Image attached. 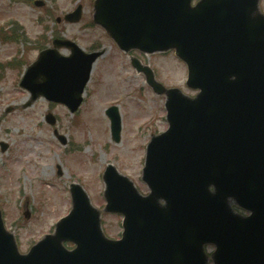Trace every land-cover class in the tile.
I'll return each instance as SVG.
<instances>
[{"label":"water","instance_id":"95a60500","mask_svg":"<svg viewBox=\"0 0 264 264\" xmlns=\"http://www.w3.org/2000/svg\"><path fill=\"white\" fill-rule=\"evenodd\" d=\"M191 1L93 3L92 22L124 53L174 49L187 65L185 83L199 90L190 98L177 88L167 89L131 58L146 84L165 97L169 124L146 147L142 181L150 194L141 196L110 163L102 175L106 206L98 210L82 185L70 184L69 215L25 256L4 230L0 214V264H35L33 258L43 254L34 252L38 248L50 249L47 264H208L204 246L209 243L216 245L214 264H264V15L259 0H199L194 6ZM81 13L78 7L64 20L77 22ZM53 45L40 52L20 85L31 93L29 104L43 96L75 112L102 52L83 53L66 40ZM62 46L71 49V56L58 53ZM106 114L112 138L119 142L117 108ZM46 120L55 122L51 115ZM231 205L251 215L241 218ZM103 212L124 216L122 239L104 236ZM178 218L189 235L177 230ZM70 240L77 249L68 252L63 242ZM87 252L97 254L86 260Z\"/></svg>","mask_w":264,"mask_h":264},{"label":"rangeland","instance_id":"374dc122","mask_svg":"<svg viewBox=\"0 0 264 264\" xmlns=\"http://www.w3.org/2000/svg\"><path fill=\"white\" fill-rule=\"evenodd\" d=\"M33 1L0 0V27L5 32L15 30L17 36L13 42L0 41V64L21 62L16 68L0 67V144L8 145L4 151L0 148V206L5 225L16 231L22 252L68 213L67 185L71 181L83 183L94 206L104 204L100 175L107 163H114L142 193L146 192V185L139 180L144 146L152 133L167 128L163 97L153 94L143 75L135 73L105 32L91 26L93 0H42L45 5L38 7ZM261 3L264 13V0ZM77 4L83 7L79 23L55 22ZM55 34L74 40L87 52L95 45L104 49L86 85L84 102L75 114L43 98L24 108L29 93L19 87L22 71L43 46L51 47ZM59 51L69 53L65 48ZM134 54L151 64L160 83L194 95L184 83L186 67L173 53L149 58ZM109 106L119 109L120 143L111 140L110 120L105 115ZM47 113L55 116L54 126L45 121ZM57 135L63 136L66 145ZM26 211L29 217L24 216ZM102 216L105 234L117 238L122 231L121 216Z\"/></svg>","mask_w":264,"mask_h":264}]
</instances>
